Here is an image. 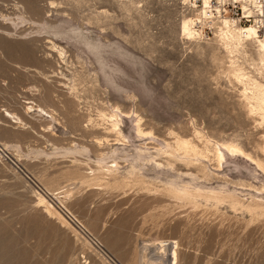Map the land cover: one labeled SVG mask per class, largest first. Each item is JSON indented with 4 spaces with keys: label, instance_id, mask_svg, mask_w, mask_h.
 I'll return each mask as SVG.
<instances>
[{
    "label": "rangeland",
    "instance_id": "rangeland-1",
    "mask_svg": "<svg viewBox=\"0 0 264 264\" xmlns=\"http://www.w3.org/2000/svg\"><path fill=\"white\" fill-rule=\"evenodd\" d=\"M188 1L0 0V264H173L175 248L176 264H264V212L248 208L264 201V122L236 77L264 84V67L214 26L183 34L201 6ZM262 18L237 19L264 38ZM175 137L201 156L156 150ZM213 140L253 160H218ZM170 183L202 195L173 197Z\"/></svg>",
    "mask_w": 264,
    "mask_h": 264
},
{
    "label": "bare ground",
    "instance_id": "bare-ground-1",
    "mask_svg": "<svg viewBox=\"0 0 264 264\" xmlns=\"http://www.w3.org/2000/svg\"><path fill=\"white\" fill-rule=\"evenodd\" d=\"M191 1L196 3V1H193V0H191ZM239 1H241L240 4H241L242 8L245 10V12L249 13L250 15L256 13L258 15V17L260 15L262 17L264 16V1H262V0H239ZM242 1H243V3H242ZM194 3L191 4V5H194L196 7L197 3L196 4H194ZM207 3H208V0H202L201 6L197 5V6H200V9L197 10L198 14L195 15V16L186 17V18H184L182 20V22L180 23L181 32L183 34H186V36H188V38H192V37L194 38V36L195 37L196 36H198V37L201 36L203 34V28H205L206 26H209V27H213L214 26L216 28L215 35L218 38V41H220V43L228 51V53L234 54V52L238 53V52H242V51L244 53L246 48H248V46L252 45V46L255 47V50H256L257 56H258V60L260 61L261 65H262V68H263L264 67V38H261L258 35L257 30H256V27H257L256 24L252 25L250 28H247L246 25L245 26L241 25L237 18H228L226 16L222 17L219 20H217V21H219V22H217L214 19L209 18V17H211V12L207 8V6H208ZM261 22L264 24V19L263 18L261 19ZM256 23H257V21H256ZM197 24L200 25L199 27L201 29L197 28ZM60 54H62L61 51H60ZM244 74H246V73L242 74V72H240L239 75L236 76V77H237L238 81L242 82V84L244 85L243 86L244 87V96H245L248 104L250 105V109L252 111H254L255 113H257L258 115H260L261 120L264 122V84L259 82L256 79L251 78L250 76H247V75H244ZM27 108L28 109L29 108L32 109L33 107H32V105L31 106L29 105ZM39 108L37 107V109H39ZM39 110L43 111V108L39 109ZM117 112H118V110H117ZM45 114H47V113H45ZM117 115L115 113H112L108 117L107 120L109 121V126L107 127V130L112 132V133L114 132L116 135L117 134L118 135L121 134V136H122V131H121L120 127H119V122L120 121L118 120L121 117L117 118ZM124 116H126V115L124 114ZM138 119H140V118H138ZM138 121L139 120L135 121V131H136V133L138 135H144V136L146 134H147V136H148V134L152 135L151 131H150V133L149 132H144L141 129L140 123H138ZM116 135H115V137H116ZM263 138H264V135H263ZM107 139L109 140V138H107ZM104 141H105V139H104ZM209 141H211V140H209ZM213 141H215V140H213ZM157 145H159V144H157ZM174 145L175 146L173 148H172V146L170 147L169 145H166V148L164 147L165 149L158 148L160 146L159 145L158 147H156L157 148L156 150L158 152H160V153H164V154L168 153V156L169 155H175L176 151H178V150L179 151L183 150V152H185V155H186V153L190 154L191 152L192 153L194 152V153H197V155L198 154L200 155V151L201 150L198 148V145L196 147V144L193 143L189 138L186 139V138L175 137ZM142 146H138L137 147V151H138L137 158L141 159V160H148L149 158H147V156L144 155L145 153L149 152L148 151V146H143V147ZM168 146L170 148H168ZM151 147H152V145H151ZM154 147H155V145H154ZM160 147H162V146H160ZM212 148H213V151H214V155L216 156V159H218V160H221L223 158V154H224L223 150L227 151L228 153L239 154V155L247 158L250 161L253 160L252 156H250L248 153H246L240 146H238V145H236V144H234L232 142H218V141H215V142H213V147ZM197 149H199L198 150L199 152L196 151ZM205 149L208 150L207 148H205ZM154 150H155V148H154ZM1 151H2V149H1ZM202 152L203 151H201V154H202ZM169 157H171V156H169ZM178 157H180V156H178ZM102 162H103L102 159L97 161V163L100 165L101 169L105 168L106 171H109V172L110 171H115L117 169V163H116L117 161L116 162L113 161L114 165L102 164ZM256 163L262 168L263 173H264V163H258V162H256ZM131 171L134 173L135 166L131 165ZM167 190L171 194H173V197L174 196H178V197H184L186 199H193L197 195H202V190H200L199 188L191 189L190 187H188L187 184L177 185V184L170 183L168 185ZM37 193H39V192H37ZM210 193H212V191ZM39 194L43 195L41 193H39ZM204 194H206V195H204L206 198L207 197L210 198V196H208L209 194H207V193H204ZM212 194L216 195V196L214 195V198H216V199H220L221 197L222 198L228 197L232 201L231 202L232 205H236L237 203H239V201L237 200L236 196L234 194H232V192L231 193L227 192L225 194H220L219 193L220 195L216 194L215 192L212 193ZM212 194H211V196H213ZM36 201L38 202L39 205H44V201H43L41 196L38 197ZM248 208H250L251 210H256L257 209L260 212H264V201L261 200V199L260 200L259 199L256 200V198H255L254 206L252 207V206L248 205ZM58 215L61 217L60 213H58ZM61 218L63 220H65L63 217H61ZM159 244H160L159 248L161 247V249H162L161 252H163V253L166 252L167 253V249L165 247L166 244L162 243V242H160ZM162 255H164V254H162ZM171 259L173 261L172 263L176 264V260H177L176 248L172 252V258ZM150 262L152 264H156V260H152Z\"/></svg>",
    "mask_w": 264,
    "mask_h": 264
},
{
    "label": "built area",
    "instance_id": "built-area-1",
    "mask_svg": "<svg viewBox=\"0 0 264 264\" xmlns=\"http://www.w3.org/2000/svg\"><path fill=\"white\" fill-rule=\"evenodd\" d=\"M196 1L197 5L202 4V0H193ZM207 8L211 12V17L214 20H219L222 17L227 16L228 14L237 16L238 19H243L245 21H249L250 14L245 12V10L242 8L239 0H208ZM240 21V20H239ZM240 23V22H239ZM205 30H210V27L207 26L203 28V32ZM24 174V173H23ZM27 178H29L26 174H24ZM62 211V210H61ZM66 210H63L62 212L64 215L79 229L81 232L86 234V236L93 241L94 244H96V240L92 235L87 234L80 226L76 225L74 220L71 218L70 215L65 212ZM91 236V238H90ZM93 239V240H92Z\"/></svg>",
    "mask_w": 264,
    "mask_h": 264
}]
</instances>
